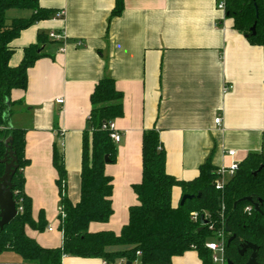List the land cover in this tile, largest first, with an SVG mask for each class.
Returning <instances> with one entry per match:
<instances>
[{
  "label": "crops",
  "instance_id": "crops-1",
  "mask_svg": "<svg viewBox=\"0 0 264 264\" xmlns=\"http://www.w3.org/2000/svg\"><path fill=\"white\" fill-rule=\"evenodd\" d=\"M218 1L123 0L121 13L111 16L114 0H38L52 14L11 42L9 64L20 63L23 48L35 43L38 34L47 40L39 44L43 56L27 70L26 88L10 92L9 125L24 130L28 164L23 189L33 220L42 211L47 222L43 231L25 226V233L40 246L62 243L53 146L62 149L66 193L77 202L82 132L90 94L102 77L112 78L122 93L123 114L113 121L120 134L116 161L104 167L112 179L113 213L105 223L91 222L90 232L117 234L128 222L129 208L138 203L132 186L141 180L144 130L158 131L166 172L181 181L197 177L206 162L216 171L251 152L264 156V48L233 27V20L217 8ZM57 10L65 11L64 18H52ZM31 13L30 8H12L6 16ZM61 30L67 36L63 52L48 37ZM217 115L222 117L219 126L214 123ZM181 197V188L174 186L172 205ZM62 264H102V259L65 256ZM112 264L140 262L119 259ZM170 264L202 262L189 250Z\"/></svg>",
  "mask_w": 264,
  "mask_h": 264
},
{
  "label": "trees",
  "instance_id": "trees-1",
  "mask_svg": "<svg viewBox=\"0 0 264 264\" xmlns=\"http://www.w3.org/2000/svg\"><path fill=\"white\" fill-rule=\"evenodd\" d=\"M12 8H30L29 17L7 21L6 11ZM123 9V0H114L111 16ZM52 12L38 5V0H0V160L6 156L7 140L18 165L11 178V192L17 214L11 222L0 228V254L11 251L25 264H62L65 256L100 258L114 263L121 259L140 264H170L175 256L195 250L202 264H213L211 252L205 244L222 229L225 236V260L232 264H244L250 250L239 254L242 243L257 246L256 261H264V156L251 152L238 163V168L224 185L216 190V171L208 162L199 168L197 177L181 181L169 175L165 169L166 155L156 129L144 130L141 141V180L132 186L138 203L128 210V222L119 233L112 231L90 232L91 222L105 223L113 213L112 179L104 167L116 161V143L104 124L122 116V93L110 77H102L90 94V112L81 139L80 196L72 202L66 193L67 173L63 152L54 144L52 164L57 172L56 185L59 194V226L62 243L56 248L40 246L25 233V226L43 231L47 225L43 212L37 221L31 216V200L24 193L23 169L25 158L24 130L9 125L12 89H25L27 70L43 56L40 43L47 37L37 35L35 43L23 48V56L17 66L9 64L14 49L11 42L33 23L45 20ZM225 15L233 20V27L253 45L264 48V0H225ZM255 23V33L251 27ZM106 158V160H105ZM263 168L255 175L252 172ZM4 164L0 162V176ZM179 186L182 195H193L183 204L173 206L171 192ZM251 196L259 205L240 201ZM246 206H252L250 212ZM193 214H196L193 218ZM200 216L206 220L200 224ZM210 226L212 227L210 229ZM202 227L200 231L198 228ZM230 242L227 240L232 237ZM137 252L139 254H137Z\"/></svg>",
  "mask_w": 264,
  "mask_h": 264
},
{
  "label": "water",
  "instance_id": "water-1",
  "mask_svg": "<svg viewBox=\"0 0 264 264\" xmlns=\"http://www.w3.org/2000/svg\"><path fill=\"white\" fill-rule=\"evenodd\" d=\"M252 33H255V23L251 27ZM6 156L0 160L1 163L4 164V172L0 176V228H2L4 225L8 224L13 220V218L17 214V209L15 202L12 197L11 192V178L14 172L16 171L18 165L16 163V157L14 156V153L11 148V141L7 140L6 144ZM106 160V158H105ZM263 168V165H260L256 170L252 172V175L255 176L261 169ZM193 195L184 194L182 195L180 199V204H183V202L187 199H191ZM240 201L248 202L253 206V209L255 211L259 210V205L257 202H254L252 200L251 196L242 197L241 199L234 202L233 206L235 207L237 203ZM206 223V220L203 216H200V224L204 225ZM202 227L198 228V231H200ZM233 238L230 237L227 242H230V240ZM247 250H250V254L244 264H258L256 261V250L257 246L250 242L242 243L240 246L239 254L243 255ZM226 264H232V262L227 261Z\"/></svg>",
  "mask_w": 264,
  "mask_h": 264
},
{
  "label": "built area",
  "instance_id": "built-area-1",
  "mask_svg": "<svg viewBox=\"0 0 264 264\" xmlns=\"http://www.w3.org/2000/svg\"><path fill=\"white\" fill-rule=\"evenodd\" d=\"M217 8L219 10H223L225 11V0H219L218 4H217ZM65 15V11L64 10H57L52 18L53 19H62L64 18ZM48 37L54 41L59 43V48L58 51L63 52L65 49V43L67 40V36L64 30H61L59 32H55V31H51L48 34ZM81 42L78 41L77 45H80ZM229 86H224V91L228 90ZM61 99H57L56 102L57 103H61ZM222 122V117L221 115H217L214 118V123L216 125H220ZM103 128H108L111 132H110V137L112 138V140L114 141V143H118L120 140V134L115 130L114 128V122L111 121L108 124H104ZM229 155H233L234 151L233 150H229L228 151ZM238 168V163H232L229 166H221L216 170V174H217V178L214 182V187L216 190H222L224 188L225 183L227 182V180L234 175L235 171ZM252 209V206H246L245 207V211L250 212ZM196 214H193V218H195ZM212 227L210 226V229ZM206 248L210 250L211 252V260L213 262V264H225L226 260H225V236H224V232L222 229H219L216 231V237L211 240L208 241L205 244ZM137 254H139L137 252ZM102 264H112L110 262H107L106 260H102Z\"/></svg>",
  "mask_w": 264,
  "mask_h": 264
},
{
  "label": "rangeland",
  "instance_id": "rangeland-1",
  "mask_svg": "<svg viewBox=\"0 0 264 264\" xmlns=\"http://www.w3.org/2000/svg\"><path fill=\"white\" fill-rule=\"evenodd\" d=\"M6 18H7V21L10 20V18H8L7 16ZM0 264H22V261H21V258L17 254L11 251H5L0 254Z\"/></svg>",
  "mask_w": 264,
  "mask_h": 264
}]
</instances>
